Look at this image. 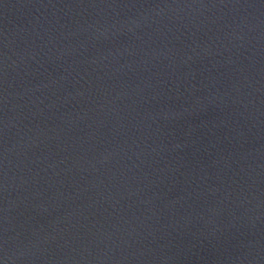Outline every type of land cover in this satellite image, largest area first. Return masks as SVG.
Listing matches in <instances>:
<instances>
[{
	"label": "water",
	"instance_id": "obj_1",
	"mask_svg": "<svg viewBox=\"0 0 264 264\" xmlns=\"http://www.w3.org/2000/svg\"><path fill=\"white\" fill-rule=\"evenodd\" d=\"M0 264H264V0H0Z\"/></svg>",
	"mask_w": 264,
	"mask_h": 264
}]
</instances>
